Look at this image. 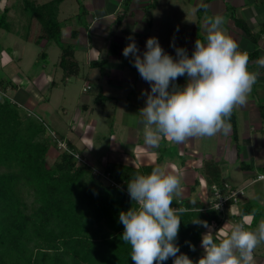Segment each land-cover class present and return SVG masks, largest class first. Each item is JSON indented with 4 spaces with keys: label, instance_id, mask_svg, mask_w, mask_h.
<instances>
[{
    "label": "trees",
    "instance_id": "16d2710c",
    "mask_svg": "<svg viewBox=\"0 0 264 264\" xmlns=\"http://www.w3.org/2000/svg\"><path fill=\"white\" fill-rule=\"evenodd\" d=\"M21 1L24 10L29 13L24 39L38 44L55 41L62 48L57 65L63 70L64 79L80 74L81 66L74 45H63L61 42L59 11L65 0L44 3ZM154 3L155 0L150 1L147 7H152ZM205 3L198 8L199 18L206 8ZM124 4L128 6L131 0H123ZM11 8L7 4L0 8V29L7 32L12 31V22L9 21ZM227 8L236 24L257 45L260 33L264 32V23L259 32H254L242 17L236 15L232 5H227ZM124 16L122 10L117 13L118 26ZM77 33L73 30L72 36H77ZM197 35L198 40L205 38L199 29ZM118 48L119 45L113 41L110 52L116 54ZM7 50L13 53L11 46ZM46 55L44 50L41 56ZM247 55L249 65L258 58L259 51L255 48ZM107 63L108 58L93 59L89 65L100 67L105 75L103 70ZM18 88L19 84L0 66V264H134L130 245L121 239L124 226L119 222V214L136 206L131 201L127 182L137 173H150L157 164L136 167L107 162L99 169L89 160H77L73 153L59 147V141H65L68 149L84 157L72 139H66L29 107L7 94L9 90ZM111 99L115 98L106 94L95 97L97 102ZM87 106L84 104L83 108ZM259 109L264 117V103L259 104ZM229 122L232 137L238 141L235 110ZM51 131L55 132V138L51 136ZM52 148L58 149L59 154L52 164H48L47 156ZM161 158L162 155H158L157 161ZM241 165L246 166L243 161ZM201 171L209 188L223 187L226 180L223 166L218 161L205 159ZM105 178L114 180L120 186L111 184ZM198 184L199 180H196L194 186ZM210 203L211 200L198 196L174 197L172 202L174 209H186L177 213L181 223L175 243L179 252L192 259L193 264L204 254L200 243L206 228L192 220L198 218L211 226H218L225 213L211 208ZM233 204L229 200L227 208ZM262 213L260 207L244 203L240 214L252 217L247 225L253 230ZM188 242L195 246V250L189 247ZM173 260L170 257L164 264H173Z\"/></svg>",
    "mask_w": 264,
    "mask_h": 264
},
{
    "label": "rangeland",
    "instance_id": "374dc122",
    "mask_svg": "<svg viewBox=\"0 0 264 264\" xmlns=\"http://www.w3.org/2000/svg\"><path fill=\"white\" fill-rule=\"evenodd\" d=\"M36 1L44 3L50 0ZM158 1L159 4L156 8L153 9L150 7L145 11L146 19H144V21L146 22L147 19H151L152 17L151 22L153 23V26H148L147 24L143 26L141 32H144L145 29V32H148L149 34V31H151V34L153 37L158 39L161 47L164 48V51L166 53L169 52V54L173 56L174 59L176 58L175 47H183L187 50L188 54H190V52L193 51L195 41L197 40L198 28L204 23L202 19L199 24L200 15L197 12L196 17V13L194 12L195 10H192V5L201 6L206 2V0ZM212 1L214 4L218 3V0ZM131 2L138 1L131 0ZM95 3H97L96 6L94 5ZM115 3H118V0H109V2H107V0H65L62 2L59 11V19L62 23L61 42L63 45H68L74 39L72 36L73 30L80 31L78 34V49L76 51V57L78 58L81 66L80 74L73 75L68 79H64L63 70L57 65L61 59L62 48L55 41H43L40 44L26 41L23 37V34L26 32L29 13L24 10L22 1L0 0V8H3L6 4L12 7L9 11V21L12 22V31L7 32L5 29H0V66H2L3 70L7 71L13 77V80L19 84V88L22 87L17 92L15 90H9L7 94H9V96L19 103L24 104V106L29 107L53 129L57 130L59 134L65 135V137L67 136L66 139H72L73 142L79 143L78 146L82 148L84 147V149L89 144V142L87 141V138H85L87 136H84L82 138L83 140H78V134L81 132V126L86 125L89 127V129L90 127H96L97 132L94 137H92L94 140L91 141V143L94 144V147L97 151L101 152L93 150V156L90 154L88 155L87 152V160H94L95 166L99 169L103 167L99 156L101 153L106 151L108 146H110L109 140L111 132H119L118 139L121 138L120 140H122L124 137L126 128H124L123 123L118 122L119 110H124L126 113L124 116L125 119H131L128 114L136 116V120L134 122L136 125L138 124L140 129L137 137L140 140L144 139L142 117L139 114V110L145 105L146 97L141 93L142 91L150 90V84L140 77L137 69L131 63V60L129 63H124L122 60H120L119 56L118 58H113V56H111V63H109L111 67H109V65L107 67L105 66L106 68L103 70L105 75L101 73L100 67H90L89 65L90 60L88 59L87 54L90 53V50H88L89 44H86L87 41L85 39L87 38V40H91L94 46L101 47V45L99 43L100 41L95 40L96 36L93 30V24L90 26L87 33L82 31L81 28L87 27L85 25H87L86 21L88 20V16H90L88 14L89 11L91 14L102 13V15H105L108 10L114 7ZM121 8L122 13L127 11L126 4H122ZM243 9L244 8H240L238 11H236L234 7L235 13L239 17H245ZM211 11L212 10L208 9L204 16L209 13V15H212ZM231 13L227 10L223 14L216 15L223 18L224 22L221 26L225 27V25L228 24L229 19H231ZM195 18L196 22H194ZM90 23L91 20H88V25ZM190 24H193L194 27H192ZM102 27L104 32L100 35H104L110 39V43L112 41L118 42L120 51L130 42L128 37H133L134 40L138 39L137 36L131 33L120 34L119 37L122 36L121 38L124 39L123 42H120L117 39L118 30L114 28L116 26L110 27V25L103 24ZM81 34H83L82 37H80ZM190 38L191 42L188 43ZM83 40L85 41L83 42ZM203 41H205V38H203ZM81 42L84 44L81 45ZM173 42L175 47L173 46ZM165 45L167 46L164 47ZM10 46L11 50L13 51L12 54H10V50H7V48ZM44 50L47 52V55L42 57L41 53ZM99 58L98 56L96 57V59ZM123 59H125V57H123ZM116 60L120 63V65L122 64V66L118 67L119 65L115 64ZM109 78L112 80V82L108 81ZM184 81H186V76H180L175 83L177 85L183 86L185 84ZM118 85L124 86L122 93L119 92V89L117 88L119 87ZM86 86H90V89L84 92L83 88ZM32 90L39 94L40 99L33 101L32 98H30V101L25 103L27 100L26 94H29L30 97L31 95H34ZM20 91L25 93L23 94L25 95L24 98L20 96ZM253 93H255V90H251L250 94L252 95ZM99 94H106L109 96L117 95L121 96V99L119 100V103H116V99L97 102L95 97ZM36 97L38 98L37 95ZM121 103L123 104L121 105ZM84 104L88 105L87 110L83 108ZM90 121L92 126L87 125V122ZM242 125L243 126H240L241 129L238 141L233 139L232 134L227 136V134L223 133H220L221 137H219V133L213 137H199L198 142L201 151L199 152V156L196 157H191L181 152L179 143L174 142L172 145L168 144L169 142L165 138V141L158 147L157 154L162 155L161 160L158 162V166L166 167L171 173L178 174L180 176L182 191L181 194L175 198H180L182 196L189 197L194 195L197 197V195H199L208 200L212 199L211 188L207 186L204 180L205 175L203 172H201V168L194 172L196 175L193 180L190 176H183V172L180 169L181 164L183 163L185 165L188 163L190 164L191 162L203 163L204 160L208 158L217 160L219 157L218 153L222 152L224 148L221 146L222 140H220V138H223V136H225L224 139L231 138V145H236V148L237 146L240 148V161L243 160L248 162L249 157L247 154L250 153L249 148L251 147L249 143H253V140L251 138L249 139L245 135L247 132L246 128L244 127L245 122H243ZM83 133L84 135H88L89 131H86V133L84 131L81 133V135ZM132 137L133 135H131L130 139ZM246 137L247 139H245ZM125 142L126 141H123V143ZM227 143L229 144V142ZM252 146L254 145L252 144ZM173 150L177 151V153L173 154ZM58 154L59 150L52 148L47 156L48 164H52L57 158ZM226 157L227 156H224L223 158L225 160L224 162L227 164L225 165L223 162L220 163L223 166L224 178L227 182L233 184L236 187L246 186L247 188L249 186L246 191L250 194V191H253V189L259 186L257 183L258 181L256 184H248L249 180L247 182L245 179L246 177L244 176V171L241 169V162L237 160V158L232 157V159H228ZM136 162L138 163L139 160L136 159ZM95 172H98V169H95ZM194 179H198L200 181V184H198L196 187L194 186L196 182ZM261 182V184H263L264 180H261ZM241 205L242 203L237 206ZM246 218L248 220L249 216H245V219ZM235 221L236 223L241 222L242 218L241 221L240 219H236ZM221 223L222 225L217 227V230L221 229V232L227 231L232 225L230 219L227 217L225 219V216L223 217ZM212 228L215 234L213 236L216 238L220 235V232H215L217 231L216 228ZM253 230H255V228H253ZM207 231L208 229L205 230V233ZM262 243L256 247L257 250H263L264 243ZM200 248L204 253L201 243ZM193 258L195 259L197 257ZM254 262L256 261L254 260Z\"/></svg>",
    "mask_w": 264,
    "mask_h": 264
},
{
    "label": "clouds",
    "instance_id": "9594fccd",
    "mask_svg": "<svg viewBox=\"0 0 264 264\" xmlns=\"http://www.w3.org/2000/svg\"><path fill=\"white\" fill-rule=\"evenodd\" d=\"M223 22L220 16L208 19L205 41L197 39L191 55L173 42L175 59L156 37L146 40L142 54L134 38L128 37L122 54L132 58L140 77L150 84V90L141 93L146 100L139 110L145 144L158 147L165 138L182 143L230 131L232 112L247 102L258 73L249 71L247 53L222 30ZM257 63L264 67V58ZM180 76H186L183 86L175 83ZM127 190L136 206L122 210L119 222L134 264H164L170 257L173 264H193L175 243L181 223L177 213L186 211L172 207L182 191L180 176L166 167H154L150 173H137L127 182ZM192 221L208 229L201 240L204 254L196 264H254V250L264 242V220L252 230L246 218L227 231H215L220 232L216 238L207 221Z\"/></svg>",
    "mask_w": 264,
    "mask_h": 264
},
{
    "label": "crops",
    "instance_id": "0c3cea01",
    "mask_svg": "<svg viewBox=\"0 0 264 264\" xmlns=\"http://www.w3.org/2000/svg\"><path fill=\"white\" fill-rule=\"evenodd\" d=\"M136 1H138V2H131V4H129L127 6V8H126L127 11L125 12L124 19H123L122 24L120 26L117 25V22H116L117 17L116 16H117V13L120 10H122L121 6L123 4V0H118V3H115L114 7H112V9L108 10L105 13V15L104 14L102 15V13L101 14H95V13L91 14L90 11L88 10L89 11L88 14L90 15V16H88V20H91V23L88 25V20H87L86 21L87 25H85V26H87V27H85L86 29L82 27L81 30L84 31L85 33H87L90 26L93 24L94 25L93 30H94L95 36H96L95 40L100 41L99 43L101 45V47L94 46L92 44L91 40H87V38L85 39L87 41L86 44H89L88 50H90V53L87 54L88 59L90 60L89 63L91 62V60L96 59L97 56H98V58L101 56L102 57L99 59H96V60L108 58V63L106 65V67L109 65V63H111V60H110L111 56H113V58H118V56H119L120 60H122L124 63L125 62L129 63V61L131 60L130 57L129 58L125 57V59H123V57H124L122 54L123 49H121V51H120V46H119L116 54H112L110 52V48H111L113 41L110 43V39H108L104 35H100V34H103V32H104L103 27H102L103 24L110 25V27L116 26L114 28L116 30H118L117 39L120 42L124 41V39L121 38L122 36L119 37L120 34H127V33L134 34L138 38L135 40V42H136V44L138 43L137 46H138L140 53L142 54L146 50V40L149 37H153V35L151 34V31H149V34H148V32H145V29H144V32H141V30L143 29V26H145L147 24H148V26H153V23L151 22L152 17H151V19H147L148 22L144 21V19H146V17H145L146 12L145 11L147 10V8H148L147 5L149 4L150 1H146V0H136ZM107 2H109V0H107ZM158 4H159V1L155 0V3L151 8H153V9L156 8L158 6ZM94 5L96 6L97 3H95ZM227 5L234 6L236 11H238L240 8H244L243 11H244L245 17H242V18L248 23V25L250 26V28L254 32H259L261 30V26L264 23V0H218L217 4H214L212 0H208L206 3V6H205L206 7L205 10L206 11H208V9L212 10L211 11L212 15H209L210 14L209 13L206 16H204L206 11L204 10L202 12L201 17L199 18V24H200V21L202 19H203L204 23L202 25H200L198 28L200 30V32H202L201 34L206 36V27H207L208 19L211 17H216V15L225 13L228 10ZM199 6L200 5H195V6L192 5V10L193 11L195 10L194 12L196 13V17H197V12H198ZM207 17H209V18H207ZM230 18L231 19L228 18L229 21H228V24L225 25V27L221 26L222 30L226 34L231 36L237 42L240 49H243V52L247 53V52L253 51L255 48H257L259 51L258 58L256 60L251 61L250 64L248 65L249 71L254 72V73H258L256 82L254 83V85L252 86V89H251V90H255V93H253L252 95L250 94L248 96L247 102L244 105L237 106L236 108H234V110H236L238 135H240L239 134L240 129H241L240 126H243L242 123L245 122L244 127L247 130L245 135L249 139L251 138L253 140V143H249V145H251V147L249 148L250 153L247 154V156L249 157V160H248V162L242 160L243 162H245V165H246L245 167H242V165H241V167H242L241 169L244 171V176L246 177L245 179L248 182V180L250 178L254 177L255 175H257L259 173L264 172V171H262V170H264V117H262L261 111L259 109V104L264 103V67H260L259 64L257 63L260 59L264 58V32L260 33L261 36H260L259 42L257 43V45H255L246 36L244 31L236 24L233 17L231 16ZM194 22H196V18L194 19ZM190 25L192 27H194L193 24H190ZM79 32L80 31H78L77 36L73 37L74 39L72 40V42H70L72 45H74L76 51L78 49L77 42H78ZM82 35L83 34H81L80 37H82ZM85 40H83V42ZM83 42H81V45L84 44ZM189 42H191V38L188 41V43ZM116 43L119 45L118 42H116ZM166 46L167 45H165L164 47H166ZM189 48H191V47H189ZM85 51L88 52L87 50H85ZM168 54H169V52H168ZM108 55H109V57H108ZM105 56H107V57H105ZM115 64H118L119 65L118 67L122 66V64L120 65V63L117 60L115 61ZM109 67H111V65H109ZM110 69H109V71H110ZM113 69H115V68H113ZM108 81L112 82V80L110 78L108 79ZM184 82L186 84V81H184ZM118 86L119 87H117V88L119 89V92L122 93L124 86H121V85H118ZM21 88L22 87H20L19 89L15 90V91L17 92ZM89 89L85 90L84 92L88 91ZM83 90H84V88H83ZM32 93H34V95H33L34 97L32 95L30 97L29 94L28 95L26 94L27 100L25 103L30 101V98H32L33 101H35L36 99H38V100L40 99V96L38 93H36L35 91H33ZM19 94L21 97L24 98L25 95H23V94H25V93L20 91ZM36 95L38 96V98L36 97ZM113 97L116 99V103L120 102L119 100L121 99V96L115 95ZM122 104L123 103H121V105ZM84 108H86V107H84ZM87 108L85 110H87ZM125 115H126V113L124 112V110H122V109L119 110L118 122L123 123L124 128H126L125 133H124V137L122 140H120L121 138L118 139V133L119 132H117V133H115L113 131L111 132L110 140H109L110 146H108L106 151L104 153H101L99 156V158L101 160V164L103 166H105V164H107V162H120V163L133 165L136 167L142 166V165H149V164H157V167H159L158 161H157L158 147L165 141V139H162L159 142L158 147H152V146L145 144L144 139L140 140L137 137L140 129H139L138 124L136 125V123L134 122L136 120V116H134L132 114H128L131 117V119H125V117H124ZM87 125L92 126L91 121L87 122ZM82 126H81V132L78 134V136H79L78 140H83L82 138L84 136H87L85 138H87V141L89 142V144L86 146L85 149H84V147L82 148V147L78 146L79 143H75V144L78 147V149L83 153L84 158L88 159L87 152H88V155L90 154L91 156H93V154H92L93 150L97 151L94 147V144L91 143V141L94 140V138L92 139V137H94L97 130H96V127H90V129H89V127L86 125H82ZM84 131H85V133H86V131H89V134H90V135L88 134L89 137L86 134L84 135V133L81 135V133ZM229 134H232V127L230 128V131L227 133V136ZM131 135H133V137L130 139ZM113 136H114V138H113ZM219 137H221L220 133H219ZM224 137L225 136H223V138H220V140H222L221 146H223L224 148H223L222 152L218 153L219 157L216 161H218L219 163L223 162L226 165L227 163L224 162L225 161L223 158L224 156H227L226 158H228V159H232V157L237 158V160L240 161V158H241L240 150L238 152V147L236 148V145L235 146L231 145V142H230L231 138L224 139ZM247 137L245 139H247ZM198 138L199 137L188 138L184 142L179 143V148H180L181 152H183L186 155H189L191 157L192 156H195V157L199 156V152L201 151V149L199 147ZM123 141H126V142L123 143ZM227 142H229V144ZM172 143H174V142H169L168 144L172 145ZM252 144L254 146H252ZM140 146H144V147H140ZM236 149H237V151H236ZM97 152H101V151H97ZM131 153H133V154H131ZM172 153L176 154L177 151H174ZM136 159L139 160L138 163L136 162ZM89 162H91V164L94 165V160H91ZM200 166L203 167L202 162H200V163L199 162L198 163L191 162L190 164L188 163L187 165H185L183 163V164H181L180 170L183 172V176H190L193 180V178H195V175H196V174H194V172L197 171V169H199V168L202 169V167H200ZM194 180L196 181L198 179H194ZM259 181L257 182L259 184V186H257L255 189H253V191H250V194H249V192H247L246 199L244 202L246 204L253 205L254 208L260 207L261 212H263L260 215V218L258 219V221L256 223V227L258 226V224L261 220H264V182H263V184H261L262 183L261 180H259ZM255 184H256V182H255ZM181 188H182V185H181ZM194 196H196V195H194ZM197 196L203 200L208 201V199L203 198V196H199V195H197ZM244 203H242V205ZM237 205H240V204H233V205L229 206L225 210V213L223 214L225 216V219H226V217L230 219L232 225L236 223V221H235L236 219H240V221H241V218H242L241 222L245 221V216H241V214H240L241 209H242V205L241 206H237ZM251 218L252 217L249 215V219L247 220V223L250 222ZM221 225H222V223L218 226H213V227H214V229L216 228V230H217V227H220ZM212 231L214 232L213 228H212ZM213 235H215V234L213 233ZM253 256H254V260L256 261V262H254V264H264V246H263V250H261V251L257 250V248H256L254 250Z\"/></svg>",
    "mask_w": 264,
    "mask_h": 264
},
{
    "label": "built area",
    "instance_id": "2783aa9c",
    "mask_svg": "<svg viewBox=\"0 0 264 264\" xmlns=\"http://www.w3.org/2000/svg\"><path fill=\"white\" fill-rule=\"evenodd\" d=\"M89 87L90 86L84 87V90H86ZM51 136L53 138L56 137L54 131H51ZM59 147L73 153L77 160L82 162L87 161V159L84 158L82 155H80L78 152H72L70 149H68L65 141H59ZM106 178L109 179L108 175L106 176ZM259 180H264V172L259 173L255 177L250 178L248 184H253ZM108 181L111 184L120 186L114 180H108ZM211 190H212L211 191L212 199H211L210 207L222 213L227 209L229 200H231L234 204H239L242 203L246 197V186L236 187L227 181H225L223 187L214 186L212 187Z\"/></svg>",
    "mask_w": 264,
    "mask_h": 264
}]
</instances>
